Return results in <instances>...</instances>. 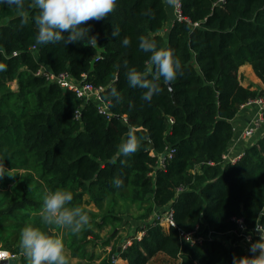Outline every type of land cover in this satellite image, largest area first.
Masks as SVG:
<instances>
[{"label": "trees", "instance_id": "obj_1", "mask_svg": "<svg viewBox=\"0 0 264 264\" xmlns=\"http://www.w3.org/2000/svg\"><path fill=\"white\" fill-rule=\"evenodd\" d=\"M27 11L29 22L20 27L15 8L0 5V65L6 69L0 71L1 247L27 264L19 249L23 227L56 236L35 218L45 191L61 188L72 191V205L90 216L78 235L57 227L77 264L94 260L88 245L100 241L108 227L117 229L120 215L131 207L136 208L131 219L140 222L135 232L142 236L130 235L124 249L125 239L110 246L98 264H114L113 258L147 264L158 254L171 264H234V257L247 256L241 246L217 239L190 244L180 233L205 225L210 233L245 232L256 242L255 230H264V132L248 138L234 162L225 159L239 137L236 115L264 94V88L244 87L238 76L249 64L264 84V0H180L183 20L174 16L169 26L164 0H117L107 18L85 25L97 36L94 48L82 42L37 45V12ZM113 28L119 36H112ZM149 33L158 47L180 58L183 75L170 86L161 78L162 91L147 102L141 99L144 90L129 85L126 71L145 69L150 53L139 49V37ZM125 36L128 47L122 44ZM42 66L101 88L111 116L98 113L94 99L84 101L36 75ZM113 87L122 97L119 104L110 97ZM130 127L150 140L113 163ZM169 149L171 158L159 166L158 157ZM117 176L124 180L121 188L113 185ZM168 208L174 226L166 230L152 214Z\"/></svg>", "mask_w": 264, "mask_h": 264}, {"label": "clouds", "instance_id": "obj_2", "mask_svg": "<svg viewBox=\"0 0 264 264\" xmlns=\"http://www.w3.org/2000/svg\"><path fill=\"white\" fill-rule=\"evenodd\" d=\"M166 6L175 9L180 0H164ZM0 5L15 8L20 17V27L29 22L27 9L36 10L34 17L36 25L35 43L48 45L63 43L65 46L74 43H83L84 46L94 48L97 45V36L90 35L91 28L85 25L89 21H100L107 18L116 8L117 0H0ZM150 15V10L143 13ZM67 33V35H65ZM120 34L119 28H113L112 36ZM148 36L139 37V49L150 53L143 71L136 67L127 68L125 61L126 78L133 88L144 90L141 94L143 101L150 102L154 95L162 91L160 80L166 85H171L180 75H183L181 60L170 48L158 47L155 39ZM130 39L125 36L122 44L130 46ZM6 70L0 65V71ZM110 97L119 104L122 100L120 93L113 87ZM150 140L147 135H138L134 127L126 133V139L118 145L116 155L112 158L115 163L120 156L128 157L138 152L145 141ZM124 161H121L123 163ZM5 167L0 164V179L4 177ZM113 185L121 188L124 185L122 177H115ZM73 192L57 188L47 190L43 196L42 207L38 216L42 225L68 229L71 233L80 234L90 223V216L80 206L72 205ZM261 233L259 239L251 243V255L234 257V264H264V230L257 227ZM19 249L26 258L27 264H69L65 254V244L57 236L50 235L41 227L26 225L20 231ZM0 255H3L0 253Z\"/></svg>", "mask_w": 264, "mask_h": 264}, {"label": "built area", "instance_id": "obj_3", "mask_svg": "<svg viewBox=\"0 0 264 264\" xmlns=\"http://www.w3.org/2000/svg\"><path fill=\"white\" fill-rule=\"evenodd\" d=\"M180 6L178 5L174 10L176 12V19L181 21L183 18L179 15ZM36 75L44 77L49 82H55L60 87L65 89H70L76 93V95L82 98L84 101H88L89 99H94L96 102V108L98 113L110 117L111 113L108 107L107 102H105L101 97V88L94 87L90 83H74L71 80L69 74L67 72H62L60 74H54L50 72L49 69L45 67H40L36 72ZM246 106H253L256 109V115L252 117L247 125L243 128L240 132V139H246L251 137L255 130L259 128V126L264 122V94L257 96L253 99H250L246 104ZM244 108V107H242ZM76 115L78 112L76 111ZM124 118V117H123ZM174 150L169 149L166 153L160 155L158 157V165L162 166L165 160L171 158ZM237 158H231L230 162H234ZM162 216V217H161ZM160 224H166L168 227L174 226V222L172 220V211L170 208L166 209L161 215L156 216ZM259 232L258 230H256ZM140 234V233H139ZM261 235V234H260ZM180 237L190 243V244H199L204 239L210 238H202L197 231V227L190 232H181ZM138 238V237H137ZM140 238V236H139ZM138 238V239H139ZM0 262L1 261H8L9 263H14L20 260V254L11 252L10 250L3 249L0 245ZM115 261L116 258H113Z\"/></svg>", "mask_w": 264, "mask_h": 264}, {"label": "crops", "instance_id": "obj_4", "mask_svg": "<svg viewBox=\"0 0 264 264\" xmlns=\"http://www.w3.org/2000/svg\"><path fill=\"white\" fill-rule=\"evenodd\" d=\"M167 13H168L167 25L169 26L172 23V20L174 19L172 8L167 6ZM238 76L240 78V83L244 87L250 86L251 89H258V90H261L264 88V84L261 82V80H259L254 75L249 64H245L238 69ZM245 77L247 78L248 81L246 80ZM11 87L14 89L16 88L15 82H13L11 84ZM255 115H256L255 107L249 106V107L241 108V111L236 115V118L233 121L234 125H235L234 126L235 130L238 132H241L243 130V128L247 125L249 120L252 117H254ZM263 132H264V123L260 126V128L258 129V131L255 135L256 136L258 134L261 135ZM247 142H248V140H244L242 142L240 140L232 141V143L228 149V152L225 155V159L227 161H230L231 158L239 157L242 154L243 148L245 147ZM162 213L159 210H155L154 213L152 214V218H155L158 214L161 215ZM163 226L166 230L169 228L166 224H163ZM139 233H135L134 236H136L138 238H139V236L141 237L143 233L142 232H139ZM199 235L202 238L217 239V240L221 241L222 243H224L226 246H235V245L241 246L245 249L247 256L251 255V253L249 252V248L251 246V243H254V242L252 241V239H250L249 241L246 240V237H245L246 233L245 232L231 231V232H227V233L216 234V233H210V231L208 230V228L205 225H200ZM129 236L122 238L121 242L124 239H125L124 243H126L127 241L130 242L131 239ZM97 243H98V245L96 247H93V249H91V251H90L89 248L91 246H94L93 245L94 241H92L91 245L90 246L88 245L87 251H88V253L93 254V258H94L93 262L95 260H97L96 262L99 263V261H100L99 255H101V253H102L101 248H103V246L101 247L99 242H97ZM110 246H112V244L110 245V243H109V245H105L103 251L109 252ZM65 254L69 258V264H77L79 262L76 257L71 256V253L68 249H65ZM95 255L97 257L96 259H95ZM158 256H161V255L158 254V255L154 256L147 264H150V262L155 260L156 257H158ZM161 257H164V256L162 255ZM80 260H81V262H86L84 259H80ZM178 262L179 261H176V264H179ZM16 263L20 264V260L17 261ZM114 264H127V262L120 259V258H116Z\"/></svg>", "mask_w": 264, "mask_h": 264}, {"label": "rangeland", "instance_id": "obj_5", "mask_svg": "<svg viewBox=\"0 0 264 264\" xmlns=\"http://www.w3.org/2000/svg\"><path fill=\"white\" fill-rule=\"evenodd\" d=\"M246 80H247V78H246ZM85 207L88 208V209L91 208L93 210H96L95 208H93L92 205H87ZM135 210H136L135 207H133V208L131 207L129 209V212L127 214L120 215L121 218H122V221L120 223V226H117L116 227L117 229L114 230L113 227H108L107 230H104V231H102V232L99 233L101 239L98 242L101 245V247L103 246V248H101L102 252H103V249L105 247V245H102V244H103V241H105L106 238L109 239V240H111L110 245L111 244L112 245H114V244L115 245H120L124 241L123 240L121 242V239L122 238L128 237L129 235H135V233H136L135 232V228L137 227L138 224H140L139 221H136V220L131 219V217L134 216ZM35 219L37 221H40L39 217H36ZM51 227H53V229H51V231L53 233H55L56 236L58 234V237L61 238L62 230L58 231L57 230V226H51ZM126 243H124L123 245H125ZM93 245L94 246H91L89 248L90 251H91V249H93V247H96L98 245V243H94ZM96 261L97 260H95L94 262L92 261V262H90V264H98ZM82 264H86V262H82ZM150 264H171V262L163 261V258L161 256H158V257H156L155 260L151 261Z\"/></svg>", "mask_w": 264, "mask_h": 264}, {"label": "bare ground", "instance_id": "obj_6", "mask_svg": "<svg viewBox=\"0 0 264 264\" xmlns=\"http://www.w3.org/2000/svg\"><path fill=\"white\" fill-rule=\"evenodd\" d=\"M179 6H180V3H179ZM172 11H173V16H176V12H175V10H174L173 8H172ZM179 15H180V9H179ZM71 80H72V79H71ZM263 123H264V122H263ZM263 123H262V124H263ZM262 124H261V125H262ZM261 125H260V126H261ZM260 126H259V128H260ZM259 128H258V129H259ZM258 129L255 130V132H254L253 135H255V134L257 133ZM253 135H252V136H253ZM249 138H250V137H249ZM247 139H248V138H246V139H240V134H239L238 140H240V141H244V140H247ZM237 158H239V157H237ZM156 218H157V217H156ZM240 228H242V226H240ZM256 230H257V229H256ZM256 230H255V232H256L257 235L260 237V234H261V233H260V232H257ZM197 231H198V227H197ZM245 237H246V240H247V241H249V240L251 239V236H250V235H246ZM210 240H211V239H210ZM128 244H129V241H128L125 245L122 246V249H124Z\"/></svg>", "mask_w": 264, "mask_h": 264}, {"label": "water", "instance_id": "obj_7", "mask_svg": "<svg viewBox=\"0 0 264 264\" xmlns=\"http://www.w3.org/2000/svg\"><path fill=\"white\" fill-rule=\"evenodd\" d=\"M0 264H12V263H9L8 261H1Z\"/></svg>", "mask_w": 264, "mask_h": 264}]
</instances>
